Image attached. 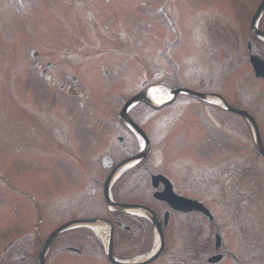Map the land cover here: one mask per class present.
Returning a JSON list of instances; mask_svg holds the SVG:
<instances>
[{
	"label": "rangeland",
	"instance_id": "374dc122",
	"mask_svg": "<svg viewBox=\"0 0 264 264\" xmlns=\"http://www.w3.org/2000/svg\"><path fill=\"white\" fill-rule=\"evenodd\" d=\"M218 1L0 0V264H36L46 236L61 223L62 201L82 190L72 186L65 189L60 183L52 185L44 181L47 165H55V168L58 164L59 167L60 162L53 159H57L59 149L64 148L60 144L63 121L75 120L82 126L83 131L79 133L85 142L87 134L84 128H88V123L95 121L96 128L102 130L106 122L103 118L97 121L101 115L89 113L92 107L100 106L106 99L113 112L100 135L109 133V146L116 145L114 138L118 129L114 108L120 107L121 96H124L123 100L127 96L130 99L146 80L147 85L153 84V89L159 88L155 86L157 81L166 85L176 79L183 84L189 82L188 54L174 56V44L169 49L164 48L175 37L165 22H172L180 36L179 42L195 27L199 35L205 24L208 4H220ZM34 50L38 56L37 65L33 68L30 54ZM160 51H164L165 58H176L179 65L175 74H170L171 65L161 61ZM194 56L197 57L196 54ZM48 62L50 78L44 80L40 70ZM104 69L109 70L106 77ZM160 72L162 79L156 80L154 75ZM73 78L83 94H90L83 97L84 108L77 105L78 97L65 92V86L74 83ZM60 85L64 89H59ZM193 96L179 95L177 101L191 102L192 98H197ZM177 105L174 103L153 112L141 104L127 109L126 115L136 122L133 123L136 129L127 124L126 132L132 135L139 130L151 141H156L161 134L159 128L168 126L170 117L177 115ZM66 115L72 118L66 119ZM162 117L164 120L159 121ZM262 128L264 131V124ZM96 131L94 128L95 136ZM101 149L103 152L107 150ZM240 157L249 164L253 161L257 170L244 173L239 192L234 191L237 173H228L227 187L236 193L234 199L229 198V203L221 199L222 183L212 184L209 189L196 183L194 197L209 208L212 217L205 219L201 213L204 219L196 220L195 233L188 229L186 222L177 223V227L185 231L184 235L165 236L166 247L151 264H182L181 261L183 264H264V159L254 157L246 150ZM232 158L227 156L229 162ZM185 160H190L188 165L196 170L206 169V164L199 160ZM149 161L153 170L165 166L163 158L154 154L149 156ZM170 165L176 166L174 163ZM128 177L126 174L115 180L112 188L114 198L128 200L124 196L128 190ZM227 195H230L228 191ZM127 212L136 213L134 210ZM189 230L195 235L192 233L190 236ZM215 235L220 240L219 249H214ZM148 237L146 249L137 247L130 252L117 249L115 256L126 260L144 259L158 246V243L155 246L156 234L154 239L153 236ZM61 238L59 235L53 240L46 254V264H61L59 261L65 259L60 256L57 261L48 260ZM10 242L12 245L3 252ZM24 247H27V256L30 255L32 260L16 263L14 259L13 262L15 256H21ZM167 252L174 256L168 257ZM215 255H220L219 260L207 262ZM83 260L75 262L85 264ZM90 262L97 264L96 260Z\"/></svg>",
	"mask_w": 264,
	"mask_h": 264
},
{
	"label": "flooded vegetation",
	"instance_id": "af4514ba",
	"mask_svg": "<svg viewBox=\"0 0 264 264\" xmlns=\"http://www.w3.org/2000/svg\"><path fill=\"white\" fill-rule=\"evenodd\" d=\"M218 2L220 4L212 2L208 4L205 24L199 35L195 27L188 37L179 42L180 36L174 30V39L164 46L166 50L174 44L173 47L176 46L175 53L172 51L174 56L188 54L190 60L188 84L180 83L177 79V82L167 83L168 85L157 81L155 86L160 87L163 92L177 91V93L170 100L160 105H153L142 95L153 87V84L147 85L146 80L136 92V95L141 93L144 100L137 101L129 107L141 104L142 107L153 112L174 103L178 104L177 115L170 117V125L168 123L165 128H159L161 134L156 141H151L150 137L143 133L140 136L135 131L139 138L133 132V136L129 135L126 132L127 122L121 117L116 123L118 129L114 138L117 141L116 145L109 146L107 141L109 133L103 132L100 135L111 119L109 114L113 112L111 104H108L106 99L98 107L91 106L92 111L89 113L95 112L96 116L101 115L97 121L103 118L106 122L103 123L102 130L96 128L95 121L88 123V128H84L87 134L85 142L82 134L79 133L83 131L82 126L75 120L63 121L60 144L64 148H60L57 159H53L60 162L59 167L58 164L55 168V165H47L48 169L45 171L48 172L44 181L47 180L46 182L52 185L60 183L65 189H71L68 186L82 188L77 195L62 201L60 206L63 214L60 215L59 225L83 222L60 232L62 238L52 250V256L48 259L50 262L57 261L61 256L65 257L59 261L61 264H78L75 261L81 259H84L85 264H91L90 260H96L97 264H110L106 255L107 248H110L114 257L117 249L125 252L137 247H140V250L146 249L148 236H153L154 239L157 226L161 230L164 249L165 236L184 235L185 231L177 227L179 225L177 223L186 222L188 229H192L195 233L196 220L204 219L202 212L196 210L200 206L193 202L194 200L200 202L194 197L196 183L208 189L212 184L222 183L221 199L229 203L228 199L235 197L234 191L239 192L240 185L244 181V173L257 170L253 161L251 164L244 162L240 154L246 150L252 152L254 157L263 159L255 143V130L251 122L256 125L264 149L262 128L264 124V0ZM195 54L197 57L194 56ZM159 55L162 62L171 65L170 74H175L179 65L176 58H165L164 51H160ZM108 72L109 70L104 69L103 75L106 77ZM49 78L47 69L44 80ZM154 78L162 79V72L156 73ZM72 81L73 84L65 86V92L69 95L68 90L71 89L70 95L78 97L77 105L84 108V98L90 94L86 95L80 91L75 78ZM58 88L62 90L64 86L60 85ZM184 90L204 94L206 98L202 100L193 96L194 100L191 102L180 103L177 101L179 95H189L182 92ZM129 97L127 96V99ZM180 104L184 105L179 107ZM116 107L114 114L117 116L119 110L118 106ZM60 112L62 113V110ZM125 116L128 120L127 115ZM65 118L71 119L72 116L66 115ZM162 120L164 117L159 119ZM132 122L136 124L135 121ZM94 128L97 130L96 136ZM143 144L146 145V154L139 160L131 162L134 155L143 151ZM101 148L107 150L103 152ZM151 154L163 158L164 168L152 169L149 161ZM229 155L233 157L230 162L227 160ZM184 158L199 160L206 164V169L196 170L194 166L188 165L190 160L181 163V161L185 162ZM173 163L176 166L170 165ZM229 172L237 173L234 179L237 183L234 191L227 187ZM126 174L129 175L126 181L128 190L124 196L128 200H118L112 194L113 184L115 180ZM166 191L182 197L184 201H179L177 204L166 202L160 196ZM227 191L230 193L229 197ZM108 195L110 203L107 200ZM253 197L255 195L251 199H254ZM210 202L214 205L212 200ZM122 204L144 206L150 209V218L143 214L124 211L119 208ZM206 208L209 210L208 207ZM96 221H101L104 228H94ZM189 231L191 236L193 232ZM128 246L132 247L128 248ZM166 254L168 257L174 256L171 252ZM45 262L47 263L46 257Z\"/></svg>",
	"mask_w": 264,
	"mask_h": 264
},
{
	"label": "water",
	"instance_id": "95a60500",
	"mask_svg": "<svg viewBox=\"0 0 264 264\" xmlns=\"http://www.w3.org/2000/svg\"><path fill=\"white\" fill-rule=\"evenodd\" d=\"M190 93H191L192 95H198V94H195V93H192V92H190ZM198 97H201V95H198ZM136 99H138V97H137V98H133L132 100H130V101L128 102V104H130L131 102H133V101L136 100ZM133 127H135L134 124H133ZM135 129H136V127H135ZM257 143L259 144V141H257ZM259 147H260V144H259ZM260 152H261V154L264 156V150H263L261 147H260ZM137 157H138V156H137ZM163 198H166V197L163 195ZM131 206H132V207H136L137 205H131ZM122 207H129V206H127V205H123ZM63 227H64V226H61V227H59L58 229H56L55 231H53L52 234H51V235L49 236V238L47 239V241H46V243H45V245H44L43 251L41 252L40 257H39V264H43V255H44V252H45V250H46V248H47L49 242L51 241L52 237H53L57 232H59ZM159 236L161 237L160 233H159ZM161 243H162V240H161ZM218 246H219V241H218V238H217V241H216V245H215V247L217 248ZM109 258H110V256H109ZM219 258H220L219 255H217V256H213V257L209 258L208 261H209V262H216L217 260H219ZM110 259H112V258H110ZM112 261H113L115 264H126V263L117 262V261H115V260H113V259H112ZM139 264H140V263H139Z\"/></svg>",
	"mask_w": 264,
	"mask_h": 264
},
{
	"label": "bare ground",
	"instance_id": "6f19581e",
	"mask_svg": "<svg viewBox=\"0 0 264 264\" xmlns=\"http://www.w3.org/2000/svg\"><path fill=\"white\" fill-rule=\"evenodd\" d=\"M149 97L151 99V102L153 104H156V102H159L162 99L166 98V95L164 93H161L159 90L157 89H153L152 92L149 94ZM102 224V223H101ZM157 245V240L155 242V246Z\"/></svg>",
	"mask_w": 264,
	"mask_h": 264
}]
</instances>
